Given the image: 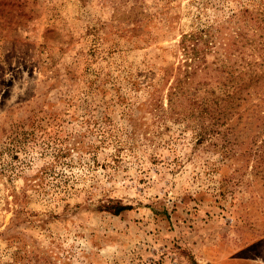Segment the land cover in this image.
Segmentation results:
<instances>
[{"label": "rangeland", "instance_id": "374dc122", "mask_svg": "<svg viewBox=\"0 0 264 264\" xmlns=\"http://www.w3.org/2000/svg\"><path fill=\"white\" fill-rule=\"evenodd\" d=\"M244 9L264 0H0V264H264V171L168 106L182 34L213 25L238 74ZM242 96L264 154V86Z\"/></svg>", "mask_w": 264, "mask_h": 264}, {"label": "trees", "instance_id": "16d2710c", "mask_svg": "<svg viewBox=\"0 0 264 264\" xmlns=\"http://www.w3.org/2000/svg\"><path fill=\"white\" fill-rule=\"evenodd\" d=\"M239 16L242 17L243 26H238L234 32L235 36L231 38V43L223 42L221 44L226 53H230L229 46L240 53L241 61L245 64L238 74L235 75L234 71L230 69L225 56L221 58L218 56L211 63L207 60L209 55L217 54L216 34L213 31V25L205 24L193 32L182 34L178 45L184 60L178 67L177 76H174L169 85L168 106L173 113L177 112L176 114L181 115L182 118L194 119L199 122L197 141L203 140L209 134L220 135L225 139V154L235 153L236 148H240L244 152L241 156L253 154L255 158L252 169L254 175L257 176L264 171V154L259 146L253 149L255 144L252 145V142L254 143L256 138L254 134L250 136L249 146L242 147L244 141L239 140L242 137L240 136L241 130L237 129V124L243 118L239 111L241 106L239 100L248 101L242 96V93L247 88L264 86V70H260L264 66V11L244 9L240 11ZM249 30L252 32L250 36L245 34ZM228 39L230 40V38ZM248 48L250 51L246 52ZM243 55L251 57L256 55L260 62L246 60ZM189 86L217 87L216 89L209 87L199 93V88L190 90ZM246 95L250 96L248 92ZM246 110L250 116L244 119L248 121L244 125H252L259 120V110L250 106H246ZM235 113L238 115L237 119L232 121ZM205 120L210 124L204 125ZM243 129L246 128L243 126ZM250 132L251 128L249 134ZM112 207V213L115 215L130 209V206L118 204Z\"/></svg>", "mask_w": 264, "mask_h": 264}]
</instances>
